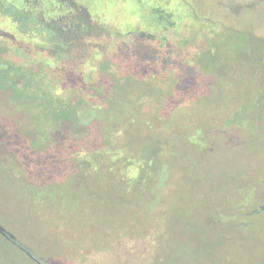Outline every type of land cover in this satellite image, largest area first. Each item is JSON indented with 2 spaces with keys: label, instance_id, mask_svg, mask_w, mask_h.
I'll return each mask as SVG.
<instances>
[{
  "label": "rangeland",
  "instance_id": "374dc122",
  "mask_svg": "<svg viewBox=\"0 0 264 264\" xmlns=\"http://www.w3.org/2000/svg\"><path fill=\"white\" fill-rule=\"evenodd\" d=\"M119 2L88 0L91 18L66 33L51 31L52 0L38 22L0 16L6 59L35 68L65 42L42 82L53 94L70 65L91 101L48 133L41 109L0 89V225L19 245L0 235V264H264V0ZM166 13L174 26L158 29ZM112 21L121 36L95 27ZM50 31L59 40L40 45ZM106 57L131 80L111 107L100 86L83 92L111 81Z\"/></svg>",
  "mask_w": 264,
  "mask_h": 264
},
{
  "label": "trees",
  "instance_id": "16d2710c",
  "mask_svg": "<svg viewBox=\"0 0 264 264\" xmlns=\"http://www.w3.org/2000/svg\"><path fill=\"white\" fill-rule=\"evenodd\" d=\"M9 2L13 4V7L9 5ZM19 6H20L19 0H0V16L3 17L8 12L12 11L13 12L12 16L19 17L23 22V18L25 17L23 15H20L18 11L15 10V8H18ZM116 10L118 11L119 9L116 8ZM114 13L115 15H117V12H114ZM168 15L169 13L160 15L157 18V20H160V18H162L163 20L167 18L169 19ZM29 19L31 21L32 20L37 21L34 17L28 18L26 19V21H29ZM21 20L19 21V23H21ZM157 20H155L156 23H158ZM14 23L16 24V26L19 25L18 22H17L18 24L16 22ZM111 24H113V21L112 23L110 22L106 25H99V22H98L97 26L95 27L96 29H98V32L100 34L111 33V35L121 36L118 33L111 30ZM31 31H34L35 33L37 31V28L34 29L33 27ZM51 31L49 32L50 38H48V40L40 38L41 39L39 43L40 45H42V42L45 46L50 45V43H52V38L55 42L59 40L58 36L52 37L53 32ZM129 33L133 35H136L138 33V36L140 38H146V37H141L140 36L141 32H138V31H134V32L130 31ZM143 33H146V32H143ZM93 34L96 35L94 32ZM146 34H149V33H146ZM155 35L154 33L151 35L153 37V39L151 40H154L155 38H157L155 37ZM33 37L39 38V37H36V35ZM147 39H150V38H147ZM178 48L179 47H176V50H179ZM7 50L8 49L6 47L0 46V89H5V91H7L8 93V96L13 100L17 101V100L24 98L26 100L25 104L28 105L33 112L41 109V112H44L46 116L47 127H48L47 129H51L52 126L59 127L64 122H74L75 124H77L79 120L78 119L79 118L78 114L80 113L79 111L82 109L83 106H85L86 103L90 104L91 101H88L89 98L84 97V100H83L82 97L80 98L75 97V94L80 92L79 89L73 88V84L71 85L70 83L71 82L70 79L74 77L73 72H75L74 71L75 69L73 70V68L70 65L66 66V68L63 70V73L67 75L66 76L67 79H63V76H57L56 72H53L52 86H53L54 92L51 95L48 94L49 85L42 82V78L44 77V74L42 73V71L44 69L48 71V69L51 67H52L51 68L52 71H54V66L56 67V65H59V60H63L64 58H66V55L71 53V45L63 42V46L60 47L59 52L56 50L52 52L54 53V55L61 53L62 55H64L63 57L53 58V60H56V62L52 60V63L46 62L45 65L39 64L35 68H31L30 66H26V67L23 66L24 67L23 68L22 65L20 66L6 59L4 56ZM148 52L152 54H157L158 52L156 63L160 65L163 64V55L160 53L159 48H151L150 50H148ZM110 61H114V60H111L109 57H106L103 60L97 59V65L100 70L104 71L105 75H107L108 71L112 72V73H109V75L112 77L111 81L108 82L107 80H105L102 84L100 85L96 84L94 86L93 85L91 86L90 84L86 83L84 86L86 90H83V92H85L86 94H88V92L96 93V89L100 86L102 93H97L96 94L97 97L103 101L104 105L111 107V106L116 105V100H115L116 99V96H115L116 89L120 90L124 85H129L131 83V80L128 79L126 75H122L118 73V69L116 67H114L116 69L112 68V70H110L111 66L113 65V63H111ZM39 71L41 73H39ZM28 75L30 77H27ZM31 75L34 78L31 77ZM21 78L23 79H22V82L20 83ZM59 88H60V91H59ZM66 93H69V95L67 96ZM161 97L162 96H160V98ZM179 101H178V104H179ZM178 104L177 102L175 103L171 102V105H169L168 107L173 109L172 107H175V106L177 107ZM20 107L23 108V105H21ZM92 108L95 109L94 113L99 112L97 108L94 107V105ZM125 110L126 111L121 112L119 114L120 117L124 118L125 114L127 113V110L137 112L138 107L137 108L136 106H133L130 108L128 107ZM97 113L92 114V116H90L87 121L93 122L95 120L99 122L100 114H97ZM33 116L34 115H32L31 119L33 118Z\"/></svg>",
  "mask_w": 264,
  "mask_h": 264
},
{
  "label": "flooded vegetation",
  "instance_id": "af4514ba",
  "mask_svg": "<svg viewBox=\"0 0 264 264\" xmlns=\"http://www.w3.org/2000/svg\"><path fill=\"white\" fill-rule=\"evenodd\" d=\"M40 1L41 0H19L20 6L18 8H15V10L18 11V13L20 15H23L26 18L27 17H31V18L34 17L37 20V22H38V20H39L38 18H41V17H39V15L42 13V11H41L42 8H41V5H40ZM69 2L72 3L74 8H72L69 5ZM87 2H88V0H52V5H53L52 6V11L55 14V15L52 16V22L54 21V23H55L54 26L57 28V30H52V31L53 32L54 31H58V32H61V33H66V32H73V31L81 30L82 27H79V25L81 24V19H80V15H79L80 12L79 11H81L82 14H86L88 17L91 18V15L88 12ZM116 2H117L116 5H119V3L121 1L119 2V0H116ZM9 5L11 7H13V4H11V2H9ZM117 9H118V7H117ZM170 15L172 16V14L168 15L169 18L171 17ZM162 20L163 19L160 18V20H157V22H161ZM166 20H167V24L165 26H159L158 29H166L168 27V25L174 26V23H172L171 19L167 18V19H165V21ZM38 26L40 27L42 25L38 24ZM44 26H46V25H44ZM83 28L87 29L88 27H83ZM111 30H113L114 32L118 33L116 28H115V26H114V24H111ZM141 33H143V32H141ZM42 45H44V44H42ZM69 123H71V122H69ZM63 129H64V127H62V125L59 126V127L52 126V128L50 129V131L48 133H52L51 132L52 130H57L58 132H62ZM203 131H208V129L199 130V131H197V134L200 137H203V134H204ZM211 131L213 132L214 130L212 129ZM211 131L209 132V134L212 133ZM213 134L215 135V132ZM260 210L262 212H264V207L263 206L260 207ZM4 232L5 233L0 232V235L2 237L6 238L10 242H12L14 245L19 246L16 243V240H15L14 237H13V239H10L9 237H7V235L8 236L11 235L8 231L4 230Z\"/></svg>",
  "mask_w": 264,
  "mask_h": 264
},
{
  "label": "water",
  "instance_id": "95a60500",
  "mask_svg": "<svg viewBox=\"0 0 264 264\" xmlns=\"http://www.w3.org/2000/svg\"><path fill=\"white\" fill-rule=\"evenodd\" d=\"M140 36H141V37H146V38L153 39L152 36H150L149 34H146V33H141ZM4 230H5V229L0 225V232L5 233ZM6 235H7V234H6ZM7 237H9L10 239H13V236H12V235H10V236L7 235Z\"/></svg>",
  "mask_w": 264,
  "mask_h": 264
}]
</instances>
